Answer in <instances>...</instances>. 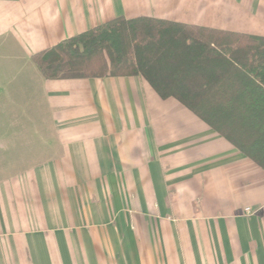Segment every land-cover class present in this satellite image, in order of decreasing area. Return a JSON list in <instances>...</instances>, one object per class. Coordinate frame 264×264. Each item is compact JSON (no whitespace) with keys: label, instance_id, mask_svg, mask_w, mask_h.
<instances>
[{"label":"crops","instance_id":"crops-1","mask_svg":"<svg viewBox=\"0 0 264 264\" xmlns=\"http://www.w3.org/2000/svg\"><path fill=\"white\" fill-rule=\"evenodd\" d=\"M121 17L264 38V0H0V264H264V169L141 76L35 63Z\"/></svg>","mask_w":264,"mask_h":264},{"label":"trees","instance_id":"trees-1","mask_svg":"<svg viewBox=\"0 0 264 264\" xmlns=\"http://www.w3.org/2000/svg\"><path fill=\"white\" fill-rule=\"evenodd\" d=\"M34 61L47 80L141 76L264 169V38L121 17Z\"/></svg>","mask_w":264,"mask_h":264},{"label":"built area","instance_id":"built-area-1","mask_svg":"<svg viewBox=\"0 0 264 264\" xmlns=\"http://www.w3.org/2000/svg\"><path fill=\"white\" fill-rule=\"evenodd\" d=\"M246 212L249 213V214L252 213L251 209H247Z\"/></svg>","mask_w":264,"mask_h":264}]
</instances>
